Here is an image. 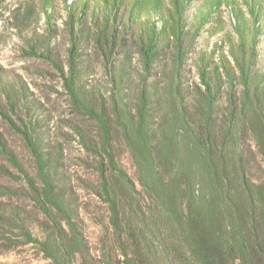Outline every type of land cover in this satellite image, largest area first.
Segmentation results:
<instances>
[{"label": "trees", "instance_id": "1", "mask_svg": "<svg viewBox=\"0 0 264 264\" xmlns=\"http://www.w3.org/2000/svg\"><path fill=\"white\" fill-rule=\"evenodd\" d=\"M89 1L65 6V72L51 46L45 47V39L30 40L35 48L30 45L26 54L59 72L73 109L95 124L92 140L72 128L94 160L85 165L94 169L96 183L82 182L81 188L106 208L97 253L82 229L72 182L59 169L61 154L48 144L44 120L26 103L21 85L2 86L5 105L0 117L21 138L35 174L0 136V155L17 173L13 176L0 166V175L24 186H0V198L27 200L34 213L0 203L1 246L30 245L50 264H264V66L256 50L259 27L248 40L237 25L238 40L228 49L232 65L219 48H200L193 64L198 82H193L185 68L187 48L195 44L200 24L187 18L191 0H172L173 13L164 12L165 19L156 8L153 21L126 32L140 64L131 87L133 53L123 49L110 24L126 26L123 16L134 23L138 15L127 12L128 0H102L103 19L96 18L91 31L86 23ZM45 2L51 41L55 32L50 3ZM215 2L200 10L199 22L210 19ZM27 18L19 23L24 25ZM88 41L103 52L107 68L115 50L122 51L117 72L109 70L111 93L106 97L84 82L81 58ZM246 136L259 158L257 180L249 176L252 160L244 149ZM117 141L129 155L134 179L118 164Z\"/></svg>", "mask_w": 264, "mask_h": 264}, {"label": "rangeland", "instance_id": "2", "mask_svg": "<svg viewBox=\"0 0 264 264\" xmlns=\"http://www.w3.org/2000/svg\"><path fill=\"white\" fill-rule=\"evenodd\" d=\"M50 3L48 12L53 22L54 37L49 40L48 17L44 8V0H3L0 3V108H4L5 97L2 86L12 85L18 88L20 85L26 97V103H32L35 115L44 120L45 127L43 131H47L49 138L48 144L56 150H59L60 171L70 178L71 188L78 197L80 203V221L84 234L87 238L91 251L97 253L99 246V238L101 236L102 227L100 222L106 217V208L98 202L96 197L90 194V191L81 188L82 182L96 183V176L93 168H88L86 163L93 164L94 160L84 152L78 143V135L72 128L75 125L84 132L89 139H94L96 134L95 124L89 119L78 114L72 107L68 96L62 86V79L58 71H56L48 62L30 57L26 54L29 46L33 45L37 38L45 39V47L51 46L52 54L61 63L64 72L66 50L69 46L68 35L66 31V21L68 20L67 4L76 2L82 6L84 0H45ZM214 0H191L187 8V18L189 21L194 19L193 24H200V34L195 38V44L187 48L189 60L186 61V71L189 72V78L193 82H198L194 60L199 54L200 48L206 51L212 48H219L220 52L227 57L232 65V60L228 49L232 42L236 43L238 38L237 25L246 34L248 40L253 37L256 27H259V37L256 50L260 67L264 66V0H216L215 9L210 12V19L207 22H199L198 16L202 8H208ZM99 4H101L99 6ZM102 0H90L86 6L92 10H87L86 23L91 31L94 30V20L103 19ZM29 7L30 10H26ZM99 7V8H98ZM160 9L163 19L166 16L164 12L172 9V0H128V13L138 15L135 22H127L129 16H123L122 26L120 23H111V31H115L117 40L121 39L124 44L123 49L135 52L130 44V36L126 32L134 29L142 24L153 21L155 15L153 9ZM103 9V10H102ZM99 10V11H98ZM258 13V14H257ZM28 14V15H27ZM257 14V15H256ZM261 16H260V15ZM25 24L19 23L24 17ZM192 16V17H191ZM257 16V19H256ZM136 17V16H135ZM160 18V17H159ZM161 19V18H160ZM102 25V23L100 24ZM102 27V26H99ZM35 48V47H34ZM38 51H43L38 47ZM120 49L115 50L112 56L111 64L107 68L106 60L103 52L97 47L93 41H88L83 49L81 59L85 73L84 82L88 87H95L100 90L106 97L111 93V81L109 70L112 68L117 72L123 55ZM132 69L129 71L128 78L133 81L131 87L136 85L140 64L138 55L133 53ZM18 107L22 108V99L17 100ZM11 118L16 121V118ZM0 136L6 147L13 152L18 160L32 173L35 174L33 161L27 152L21 138L13 132L7 123L0 117ZM54 143H58L57 147ZM244 149L249 155L252 162L249 166V176L254 180L260 177V162L256 155L254 144L249 136L244 137ZM115 151L119 166L131 177L135 178V169L129 158L124 146L117 141L115 143ZM0 166L9 170L15 176L17 173L0 155ZM0 186L11 188H24L22 183L14 181L11 177L0 175ZM2 204H17L25 209L26 212L33 214V208L27 200L21 198H0ZM36 234V231L33 230ZM0 264H50L49 261L42 258L37 251L30 245L18 246L13 249H4L0 241Z\"/></svg>", "mask_w": 264, "mask_h": 264}]
</instances>
